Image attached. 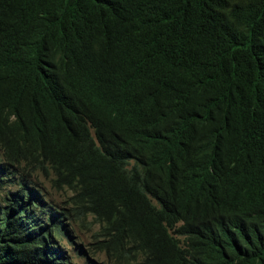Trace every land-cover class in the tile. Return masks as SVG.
Here are the masks:
<instances>
[{
	"label": "trees",
	"instance_id": "16d2710c",
	"mask_svg": "<svg viewBox=\"0 0 264 264\" xmlns=\"http://www.w3.org/2000/svg\"><path fill=\"white\" fill-rule=\"evenodd\" d=\"M56 1L37 13L55 12ZM146 1L134 0L126 14L122 2L108 1L105 24L126 18L128 27L119 38L110 31L109 49L91 59L121 58L109 76H123L124 109L136 107L141 93L159 92L178 116L207 113L215 128L199 124L206 132L202 143L222 151L239 227L221 219L217 243L219 214L210 188L168 191L147 146L139 165L127 167L119 150L131 137L107 132L119 122L105 96L89 102L87 116L63 111V117L43 99L18 96L20 80L11 72L0 93V264H67L56 241L67 235L65 212L81 224L90 216L96 229L89 243L110 264H264V208L250 199L264 201V0H164L154 9L148 2L156 0ZM76 11L57 30L75 51L77 36L90 50V40L76 30ZM115 40L142 48L118 47ZM191 63L203 65L205 75L216 74L211 86L204 87ZM38 174L69 191L67 207L40 203L42 197L34 196Z\"/></svg>",
	"mask_w": 264,
	"mask_h": 264
},
{
	"label": "clouds",
	"instance_id": "9594fccd",
	"mask_svg": "<svg viewBox=\"0 0 264 264\" xmlns=\"http://www.w3.org/2000/svg\"><path fill=\"white\" fill-rule=\"evenodd\" d=\"M108 1L58 0L54 3L58 9L45 14L37 13V9L45 11L43 6L48 5V0L0 1V93L4 91L7 74L12 72L20 80L18 96L29 100L43 99L50 109L61 116L63 111L87 116L89 102L98 95L105 96L111 116L126 125L124 128L119 123H112L116 129L107 132L121 136L122 131L131 137L128 145L119 150L127 155V167L139 165L147 146L158 159L159 181L168 191L196 184L210 188L213 207L219 214L215 232L218 243L221 219L239 227V218L230 210L235 194L226 187L225 164L220 160L222 151L214 152L202 143L206 132L199 124L208 128L215 126L206 112L198 118L178 116L172 104L161 100L159 92L141 93L135 99L138 102L136 107L130 110L123 108L120 93L123 76H109L114 73L110 65L118 64L121 58L108 62L91 59L93 54L109 49L110 31H115L119 38L128 27L126 18L105 24ZM119 1L125 7V14L136 7L134 0ZM163 1L148 2V8L163 6ZM76 6L79 19L76 30L90 40V50L79 43L77 36L73 40L80 49L75 51L68 42L69 36L57 30L66 14ZM113 43L118 47L142 48L118 40ZM189 68L202 77L204 87L211 86L215 81L216 74L210 72L205 75L203 65L191 63ZM166 72L163 69L160 73ZM183 76L182 70L174 76L172 83ZM250 199L255 207L264 208V201L251 196ZM259 224L261 232L264 230V217Z\"/></svg>",
	"mask_w": 264,
	"mask_h": 264
},
{
	"label": "rangeland",
	"instance_id": "374dc122",
	"mask_svg": "<svg viewBox=\"0 0 264 264\" xmlns=\"http://www.w3.org/2000/svg\"><path fill=\"white\" fill-rule=\"evenodd\" d=\"M36 178L40 181V186L34 196L42 197L43 200L40 203L44 206L51 203L67 207L66 197L69 194L67 189L53 188L47 179L39 174ZM10 189L12 194H15V188ZM8 210L6 211L8 212ZM64 223L67 235H61L56 241L61 243L60 248L64 252L63 256L69 260L67 264H110L105 255L102 252L93 251L91 243H89L93 240L96 229V224L91 221L90 216L87 215L81 224L71 220L70 215L65 212Z\"/></svg>",
	"mask_w": 264,
	"mask_h": 264
}]
</instances>
